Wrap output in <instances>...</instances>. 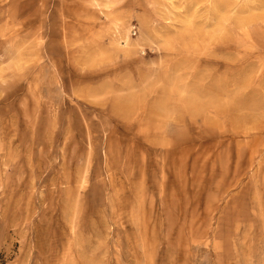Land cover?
<instances>
[{"label": "rangeland", "instance_id": "374dc122", "mask_svg": "<svg viewBox=\"0 0 264 264\" xmlns=\"http://www.w3.org/2000/svg\"><path fill=\"white\" fill-rule=\"evenodd\" d=\"M0 264H264V0H0Z\"/></svg>", "mask_w": 264, "mask_h": 264}]
</instances>
